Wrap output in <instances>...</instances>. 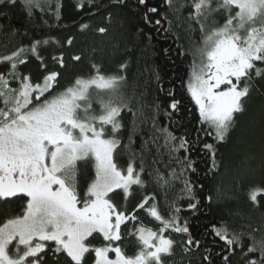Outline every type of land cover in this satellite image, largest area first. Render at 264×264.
I'll return each mask as SVG.
<instances>
[{
  "label": "snow or ice",
  "instance_id": "1",
  "mask_svg": "<svg viewBox=\"0 0 264 264\" xmlns=\"http://www.w3.org/2000/svg\"><path fill=\"white\" fill-rule=\"evenodd\" d=\"M8 2L14 5L16 0ZM23 2L31 14L34 8L43 10L49 0ZM166 2L171 8L173 0ZM138 4L146 6L147 0H138ZM185 6L182 3L180 7ZM191 7L188 19L198 26L202 38L187 88L198 107L201 124L212 130L196 131L214 133L217 141H224L233 129L236 114L245 111V100L256 84L264 81V0H191ZM147 12L156 13L157 8L149 7ZM217 17H222L223 23ZM145 19L150 22L147 16ZM88 27L84 24L81 30ZM98 31L105 33L107 29ZM72 42V38L67 40L69 45ZM49 43L34 41L0 56V63L10 65L7 73H0V202L12 198L24 201L21 214L0 222V264H89V257L91 264H165L164 258L173 254L177 244L170 233H189L177 201L186 196L188 207L196 209L197 204L191 202L195 199L191 183L184 179L182 195L168 203L167 216L157 203H150L155 197H146L136 209L128 210L118 206L113 196L121 190L127 200L133 185L145 184L143 152L148 141L143 142L140 153L132 149L140 124L151 119L155 130L152 143L163 138L157 151L164 147L170 153L181 149L189 152L199 138L190 141L182 136L177 144L172 132L158 128L155 117L146 115L144 104L136 101L134 107L133 97L124 91L127 78L121 71L126 65H120L116 73H105L93 64L92 74L77 77L60 91L58 72H48L41 82H33L30 75L21 73L20 66L31 55L46 67L38 49ZM53 59L64 66L62 56ZM73 59L79 61L81 57ZM178 105L179 101L173 100L170 108L178 111ZM124 115L131 116L126 144L121 136ZM204 148L211 151L216 167L214 146L205 144ZM121 149L129 155L126 169L115 160ZM137 156L139 169L135 166ZM178 162L182 165L180 174L172 170L165 175L159 169L148 174L165 194L186 169L194 171L189 157ZM81 165L95 170L84 190L78 181ZM262 191L252 190L250 200L254 205L258 206ZM145 209L158 222L155 229L138 220V210ZM132 222L139 226L129 230ZM255 231H234L229 238L226 226H213L215 236L226 246L217 254L222 264H231L237 249L242 264H264V236L256 239ZM128 236L135 237L139 245L131 256L122 247ZM246 238L250 244H245ZM96 239H100L99 245L93 244ZM186 244L201 246L191 235ZM257 253L258 259L251 258ZM204 260L216 264V257L205 256Z\"/></svg>",
  "mask_w": 264,
  "mask_h": 264
},
{
  "label": "trees",
  "instance_id": "2",
  "mask_svg": "<svg viewBox=\"0 0 264 264\" xmlns=\"http://www.w3.org/2000/svg\"><path fill=\"white\" fill-rule=\"evenodd\" d=\"M81 3L83 8L79 7ZM182 3L186 5L183 8L180 7ZM149 7H156L157 12L148 13ZM192 11L191 0H173L171 8L166 0H147L146 6L138 4V0H49L43 10L34 8L29 14L23 0H16L14 5L5 0L0 4V56L11 54L21 46H30L34 41L49 40L48 45L38 49L46 67L29 55L20 71L30 75L33 82H41L48 72H58V88L71 84L77 77H88L94 71L93 64L105 73H116L120 71V65H126L121 71L127 78L124 91L133 97L134 107L136 101L144 104L146 115L155 117L157 127L167 128L177 137L175 143L178 144L182 136L190 141L198 137L199 143L189 152L181 149L170 153L164 147L157 151V145L164 143L163 138L157 144L152 143L155 130L151 119L140 124L138 134L133 136L132 149L140 153L141 145L148 141L143 152L145 184L133 185L127 200L121 190H117L114 202L133 210L146 197H155L150 203H157L161 213L167 216L168 203L182 195L183 181L187 179L195 196L191 202L197 207L190 209L186 196L177 203L182 208V221L188 223L189 234L193 240H199L201 246L187 245L186 236L170 233L177 244L173 254L164 258L165 264H208L205 256L216 257V264H222L217 254H221L226 246L215 236L213 226H226L229 238L234 231L252 232L253 229L257 230L253 233L256 239L264 236V191L257 197L258 206L250 200L253 189L264 190V81H259L251 91L244 102L245 111L236 114L233 129L224 141H217L214 133H197L196 129L212 130L201 124L198 107L187 88L193 61L197 60L196 47L202 38L198 26L188 19ZM146 16L150 22H146ZM217 19L223 23L222 17ZM156 20L160 23L156 24ZM84 24L89 27L81 30ZM100 28L107 31L101 33ZM69 38L73 39L71 45L67 43ZM61 56L63 67L59 60L53 59ZM75 56L81 59L74 60ZM9 68L8 63H0V73H7ZM173 100L179 101L178 111L170 108ZM130 121L131 116L124 115L125 129L121 136L125 144ZM205 144L215 148L216 167H213L211 151L204 148ZM185 156L193 162L194 171L186 169L165 194L148 174L155 169L165 175L172 170L180 174L182 165L178 161H183ZM115 160L126 169L129 155L121 149L115 154ZM139 165L140 157L137 156V169ZM93 174L90 165L80 166V188L87 186ZM23 202L15 199V205L10 201L2 204L0 222L15 216L24 206ZM138 220L146 227L155 229L158 226L146 209L138 210ZM134 226L139 225L132 222L129 230ZM100 242L96 239L93 244ZM250 243L251 240L246 238L245 244ZM122 247L131 256L138 251L139 245L135 237L128 236ZM236 251L231 264H242L239 249ZM251 258L258 259L259 253Z\"/></svg>",
  "mask_w": 264,
  "mask_h": 264
},
{
  "label": "rangeland",
  "instance_id": "3",
  "mask_svg": "<svg viewBox=\"0 0 264 264\" xmlns=\"http://www.w3.org/2000/svg\"><path fill=\"white\" fill-rule=\"evenodd\" d=\"M74 82V81H73ZM72 82V83H73ZM70 84H67V85H64V86H62V87H59V88H57V91H60V90H62L64 87H67V86H69ZM261 121H263V120H261ZM259 122H260V119H259ZM93 170H94V168H93ZM94 176H95V170H94V174H93V176L90 178V181L94 178ZM90 183V182H89ZM82 188H80L81 190H84L85 188H86V185H82L81 186ZM16 198H12V199H10V200H8V201H5V202H12L13 203V205H15L16 203H14V200H15ZM5 202H0V206L2 205V204H4ZM24 203V202H23ZM22 210H23V207H21L20 209H19V212H17V214H21L22 213ZM16 214V215H17Z\"/></svg>",
  "mask_w": 264,
  "mask_h": 264
},
{
  "label": "water",
  "instance_id": "4",
  "mask_svg": "<svg viewBox=\"0 0 264 264\" xmlns=\"http://www.w3.org/2000/svg\"><path fill=\"white\" fill-rule=\"evenodd\" d=\"M163 26V25H161ZM183 236H186L188 238V236L190 235L189 233H185V234H182Z\"/></svg>",
  "mask_w": 264,
  "mask_h": 264
}]
</instances>
